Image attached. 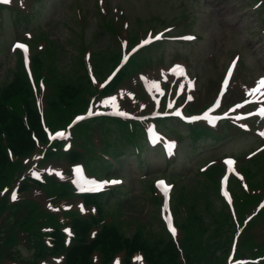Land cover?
I'll list each match as a JSON object with an SVG mask.
<instances>
[{
	"label": "rangeland",
	"instance_id": "1",
	"mask_svg": "<svg viewBox=\"0 0 264 264\" xmlns=\"http://www.w3.org/2000/svg\"><path fill=\"white\" fill-rule=\"evenodd\" d=\"M20 1L15 0L14 6ZM29 2L32 4V0ZM194 3L196 1L105 0L103 3L105 11H103L100 9L98 0H41L37 4L36 12L29 18L19 15L14 21L10 20L11 23L0 26L1 40H3L2 54H0V89L8 86L14 78V68L17 67L15 66L16 56L12 54L15 37L29 31L43 29L48 32L52 41L56 42L55 47L53 43L52 48L54 47L53 51L57 55V66L62 70L65 80L72 84L75 83L78 86L77 82L84 80V70L81 67L79 56V51L82 49L80 44L82 46L83 42L95 51V58L97 56L98 59L100 56L103 67H109L114 62L113 56L120 46L115 33L110 31L111 27L109 28L105 21L99 20L101 17H99V12L105 13L108 9H110L111 16L118 19L116 25L123 34L128 30L124 27H129V25L136 28L139 25L145 28H149L150 25L161 28L165 23L162 19L178 23L179 33L185 31L198 33L199 37L189 43L165 42L153 51L152 65L147 67L149 71H155L162 64H169L173 58L186 59L188 72L197 81L195 103L198 106L207 103L214 96L227 64L238 52L242 53L243 59L240 68L244 74L242 77L246 78L244 80L248 84H251L253 78L264 71V36L261 34L264 30H261L259 20L263 10L257 11L251 2L246 9H243L242 0H202L201 6L197 9H194ZM109 5L111 8H108ZM184 14H187V18H184ZM82 15L85 16L83 23L79 21ZM125 23L129 25L125 26ZM78 76L81 78H76ZM147 81L154 92L160 91V83L155 82L148 74ZM238 84L241 85L243 82H238ZM183 85L185 84L179 82V86ZM236 97L233 96V99ZM109 101L115 103L117 98L112 97ZM49 118H57V111H50L47 114V119ZM170 124L180 125L173 121ZM180 128L184 131L189 130L186 126ZM168 131L172 135L181 134L176 129L168 128ZM233 132L236 134L234 137L206 138L197 141L195 145L202 146L201 155H196L191 161L194 149L183 151L182 159L171 164L170 167H167L168 163L160 150L148 146L144 147L145 152L141 157L130 153L124 158V168L114 171V174L123 175L126 184L117 192L116 198L113 197L114 195L111 196L110 202L113 210L118 209L117 222L126 235L132 239L139 225L146 230L147 236H151L152 232L161 231L157 224L158 206L149 198L151 179L158 176L167 175L178 184L185 183L191 189L198 185V189L216 204L215 208H220L221 200L215 192L210 191L207 180L203 175L198 174L196 166L229 153L243 158L245 153L261 145L262 140L253 132L249 134ZM187 136L188 133H185L181 138L189 140L187 142V147H189L192 145V139ZM256 159L257 163L249 162L253 170H257L252 180L254 183L264 175V155L261 154ZM47 173H52V169H47ZM66 177L71 178L70 171H67ZM179 207L186 210L185 200ZM202 210L206 217L207 229L212 231L216 227V221L211 212L203 208ZM208 219L211 221L209 222ZM7 230L3 232L7 234ZM1 235L5 237L3 233ZM210 238L211 244H216L215 238ZM3 239L0 238V241ZM10 247L5 245L1 248L0 264H7L8 261L12 264H20V261L18 263L13 259L32 263L35 250L33 241L31 245L21 241ZM216 249L219 250L218 247Z\"/></svg>",
	"mask_w": 264,
	"mask_h": 264
},
{
	"label": "trees",
	"instance_id": "2",
	"mask_svg": "<svg viewBox=\"0 0 264 264\" xmlns=\"http://www.w3.org/2000/svg\"><path fill=\"white\" fill-rule=\"evenodd\" d=\"M134 63V60L130 62V64ZM37 70L41 73V66L38 65ZM54 70L56 72V69ZM68 84L70 85L68 88L73 87L71 82ZM66 88L67 83L57 82L56 79L55 91L62 93ZM79 92L80 88L75 91L74 96L79 95L76 94ZM76 97L80 98L79 96ZM25 109L28 112L27 124L24 123L22 116V112ZM34 129L41 136L42 129L37 113L34 92L19 61L17 67L14 68V78L10 84L0 89V215L6 211L11 213L12 232L10 237L5 241V244H14L15 239H19L18 234L20 233H23V235L29 234L28 238L30 243L33 241L35 257L38 259L41 256L47 257L50 253H59L56 247L63 237V221L60 217V213H63V210L61 209V212L58 213L57 211H51L47 206V198L50 197V199L56 200L57 197H68L70 185L55 178H50L46 184H38L47 195L44 197L45 199H39L36 196H23L19 201L11 202L6 191L3 194L1 193L3 185L11 184L15 177L25 171L27 165L24 163V157L30 156L36 147L32 139V131ZM81 131L84 132L85 129L82 127ZM127 132H129L127 128L122 130V134L126 133V138L130 135ZM85 135V139L90 137L87 134ZM194 135L198 139L202 133L194 131ZM9 147L14 151L15 157L13 156V158L9 155ZM27 182L29 180L25 179L22 184L28 185ZM93 198L100 201V195H94ZM206 206L212 210V201L207 199ZM106 209V204L101 202L100 211L102 215L100 217H98L99 212L97 215L91 213L87 218L76 217L77 215L73 217V219L76 217L75 228L78 234L76 241L78 242L76 245L70 246L71 248H66L64 243L62 246L61 242L60 249L64 248V250H68L65 253V259L62 264H93L91 258V249L93 247L94 249L98 248L101 250L105 262L108 261L105 253L109 254L118 248L125 249L129 257L134 252V248H137L139 244L143 246L146 257H148L152 264H180L178 262V249L169 240L163 230L158 233L152 232L151 236H147L146 230L139 225L133 235L134 237L130 239L126 236L120 225L113 221L108 224L102 220L105 217L104 215H106ZM196 212L198 213L197 218L200 219L201 216L198 210ZM212 214L218 222L220 229H222L221 232L226 231V227L231 225L227 209L214 210ZM48 228L51 230H46ZM92 228H98L99 230L95 235H98L97 239L89 246L85 241L89 237L90 229ZM227 239L229 238L227 237ZM53 240L54 247L48 245ZM252 244L253 242L250 241L247 243V247L252 250V255L263 256L264 245L262 247L261 245H255V247L253 245L252 247ZM185 245L196 246L197 243L194 238L190 237L185 240ZM195 251L193 250L194 254Z\"/></svg>",
	"mask_w": 264,
	"mask_h": 264
},
{
	"label": "snow or ice",
	"instance_id": "3",
	"mask_svg": "<svg viewBox=\"0 0 264 264\" xmlns=\"http://www.w3.org/2000/svg\"><path fill=\"white\" fill-rule=\"evenodd\" d=\"M0 2H8V0H0ZM156 39H159L160 37L159 36H157V37H155ZM189 39H191V37H189ZM148 41H145V43H147ZM17 47H19V48H24V50L26 51L27 49H26V47L24 46V45H17ZM260 86L261 87H264V80H261L260 81ZM257 91L259 90V89H256ZM93 113H89V115H92ZM121 115H123L124 113H120ZM262 135H264V133H261ZM111 183H119V181H112ZM161 184H163V182H161ZM13 200H15V199H17V196L15 195V193H13L12 194V197H11ZM169 228H170V230L172 231V234L175 236L176 235V230L174 229V228H172L171 227V223L169 222ZM138 259H142V258H138Z\"/></svg>",
	"mask_w": 264,
	"mask_h": 264
}]
</instances>
